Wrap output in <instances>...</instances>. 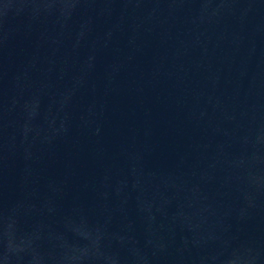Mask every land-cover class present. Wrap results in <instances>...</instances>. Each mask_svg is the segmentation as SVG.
<instances>
[{"label":"water","instance_id":"1","mask_svg":"<svg viewBox=\"0 0 264 264\" xmlns=\"http://www.w3.org/2000/svg\"><path fill=\"white\" fill-rule=\"evenodd\" d=\"M0 264H264V0H0Z\"/></svg>","mask_w":264,"mask_h":264}]
</instances>
